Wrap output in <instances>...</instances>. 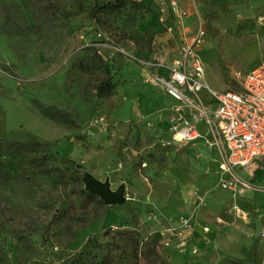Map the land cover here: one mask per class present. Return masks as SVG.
Listing matches in <instances>:
<instances>
[{
  "label": "rangeland",
  "instance_id": "obj_1",
  "mask_svg": "<svg viewBox=\"0 0 264 264\" xmlns=\"http://www.w3.org/2000/svg\"><path fill=\"white\" fill-rule=\"evenodd\" d=\"M97 1L0 0V138L40 141L59 169L51 178L30 170L26 186L0 195V264H264V171L221 170L219 138L166 144L172 101L152 79L166 38L159 18L177 19L169 0L94 21ZM182 10L185 35L167 39V55L201 27L208 88L236 89L233 72L264 61V0H184ZM148 13L156 23L141 30ZM106 77L111 94L100 97ZM90 177L124 185L125 202L88 196ZM183 216L196 231L181 252L160 234Z\"/></svg>",
  "mask_w": 264,
  "mask_h": 264
},
{
  "label": "built area",
  "instance_id": "obj_2",
  "mask_svg": "<svg viewBox=\"0 0 264 264\" xmlns=\"http://www.w3.org/2000/svg\"><path fill=\"white\" fill-rule=\"evenodd\" d=\"M183 2L168 1L177 18L175 23L164 24L163 15L159 18L168 37L162 39L161 48H156L155 66L161 73L152 81H157L172 100L167 115L166 144L184 146L196 144L201 138L209 143L219 138L224 157L221 170L247 169L254 164L264 167V61L247 71L235 70L236 89L215 91L208 88L204 80V62L195 50L203 35L201 27L189 42L180 46L174 57L167 55V39L185 35ZM203 91L211 99H204ZM223 185L237 191L238 185L232 181ZM194 231L191 218L183 216L166 226L160 237L162 243L171 245L174 242L175 248L182 252L191 244ZM203 231L207 232L208 227L204 226ZM259 234L264 236V229Z\"/></svg>",
  "mask_w": 264,
  "mask_h": 264
},
{
  "label": "trees",
  "instance_id": "obj_3",
  "mask_svg": "<svg viewBox=\"0 0 264 264\" xmlns=\"http://www.w3.org/2000/svg\"><path fill=\"white\" fill-rule=\"evenodd\" d=\"M128 3L136 6V10L146 9L142 2L137 0H103L97 1L89 11V17L97 21L99 14H119ZM152 37H150L151 41ZM96 51V50H95ZM98 61L101 57L95 52ZM106 74H109V66L104 63ZM110 78H104L97 85V94L105 97L111 94ZM110 91V92H109ZM16 161V164L14 162ZM15 165L13 168L12 166ZM79 167V166H76ZM30 170H37L44 177H55L59 169L53 165V156L49 154L46 146L36 139L26 141H9L0 138V195L16 192L21 186L30 181ZM88 196H92L88 194Z\"/></svg>",
  "mask_w": 264,
  "mask_h": 264
},
{
  "label": "water",
  "instance_id": "obj_4",
  "mask_svg": "<svg viewBox=\"0 0 264 264\" xmlns=\"http://www.w3.org/2000/svg\"><path fill=\"white\" fill-rule=\"evenodd\" d=\"M85 184L86 190L90 194L98 196L106 205L123 204L126 200L124 185H120L113 190L108 178L100 181L90 177Z\"/></svg>",
  "mask_w": 264,
  "mask_h": 264
},
{
  "label": "crops",
  "instance_id": "obj_5",
  "mask_svg": "<svg viewBox=\"0 0 264 264\" xmlns=\"http://www.w3.org/2000/svg\"><path fill=\"white\" fill-rule=\"evenodd\" d=\"M153 15V13H148L146 16H145V18L144 19H142L141 21H140V23H139V27H140V29L141 30H145V29H147V27H149V26H151V25H154L155 23H156V19L154 18V16H152ZM157 31H159V30H157ZM166 34V33H165ZM156 36L157 37H160V35H157L156 34ZM168 35L166 34L165 35V37H167ZM161 39H163L164 37H160ZM125 69H127V68H125ZM125 69H123L122 70V73L124 74V75H128V74H132L133 73V71H130V70H125ZM133 90H136V88H134L133 86L132 87H129L128 88V90H127V98H129L128 96H129V93L130 92H132ZM128 91H129V93H128ZM146 98H145V94L143 93V92H139L138 93V102H139V105L143 108V109H147V108H149V105H148V103H147V101L145 100ZM167 99H169L170 100V98H168L167 97ZM170 101H172V100H170ZM172 104V103H171ZM196 144H198V143H196ZM191 145H193V144H191ZM254 165H257V167H260L263 171H264V167L263 166H260V165H258V164H254ZM254 165H252V166H254ZM257 177L259 178V179H262V177H263V174L260 172V170L258 171V175H257ZM204 227V226H203ZM203 227L201 228L202 229V231H203ZM195 231H196V227H195ZM195 231H194V234H195ZM193 237H194V235H193ZM193 237H192V241H193Z\"/></svg>",
  "mask_w": 264,
  "mask_h": 264
}]
</instances>
